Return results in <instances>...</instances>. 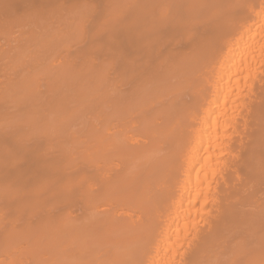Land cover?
Here are the masks:
<instances>
[{"label":"bare ground","instance_id":"bare-ground-1","mask_svg":"<svg viewBox=\"0 0 264 264\" xmlns=\"http://www.w3.org/2000/svg\"><path fill=\"white\" fill-rule=\"evenodd\" d=\"M0 264H264V0H0Z\"/></svg>","mask_w":264,"mask_h":264}]
</instances>
